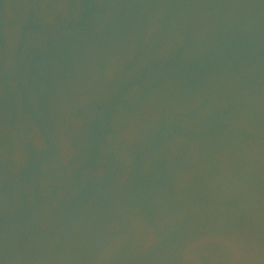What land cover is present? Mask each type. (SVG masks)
<instances>
[{"label": "water", "instance_id": "water-1", "mask_svg": "<svg viewBox=\"0 0 264 264\" xmlns=\"http://www.w3.org/2000/svg\"><path fill=\"white\" fill-rule=\"evenodd\" d=\"M0 264H264V0H0Z\"/></svg>", "mask_w": 264, "mask_h": 264}]
</instances>
